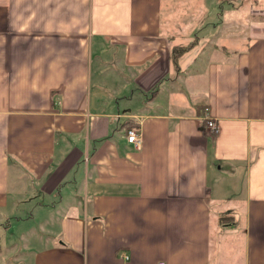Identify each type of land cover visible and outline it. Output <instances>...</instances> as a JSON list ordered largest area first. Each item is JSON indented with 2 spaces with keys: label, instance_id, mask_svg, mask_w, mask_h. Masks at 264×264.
Segmentation results:
<instances>
[{
  "label": "crops",
  "instance_id": "1",
  "mask_svg": "<svg viewBox=\"0 0 264 264\" xmlns=\"http://www.w3.org/2000/svg\"><path fill=\"white\" fill-rule=\"evenodd\" d=\"M0 241V264H264V0H0Z\"/></svg>",
  "mask_w": 264,
  "mask_h": 264
},
{
  "label": "built area",
  "instance_id": "2",
  "mask_svg": "<svg viewBox=\"0 0 264 264\" xmlns=\"http://www.w3.org/2000/svg\"><path fill=\"white\" fill-rule=\"evenodd\" d=\"M119 118V115H117ZM206 127L205 130L207 131L208 135L214 134L217 131V124L215 121L207 119L205 121ZM123 133L125 135V139L128 144H130L135 150H141L143 147V136L141 133L140 128L137 125H132L129 127L123 128ZM125 259H128V256H124ZM163 264V263H160Z\"/></svg>",
  "mask_w": 264,
  "mask_h": 264
},
{
  "label": "trees",
  "instance_id": "3",
  "mask_svg": "<svg viewBox=\"0 0 264 264\" xmlns=\"http://www.w3.org/2000/svg\"><path fill=\"white\" fill-rule=\"evenodd\" d=\"M189 47V45H185V46H181V47H179L177 50H175V58H176V56L179 54V53H182L184 50H186L187 48ZM122 125L124 126V127H129V126H132V125H135L133 122H131V121H125V122H123L122 123Z\"/></svg>",
  "mask_w": 264,
  "mask_h": 264
},
{
  "label": "rangeland",
  "instance_id": "4",
  "mask_svg": "<svg viewBox=\"0 0 264 264\" xmlns=\"http://www.w3.org/2000/svg\"><path fill=\"white\" fill-rule=\"evenodd\" d=\"M247 5H248V2H247V3H242V5H241V7H243L242 10H243V9L245 10L246 8L249 9L250 6H247ZM245 7H246V8H245ZM187 85H189V86H193L194 84H190V83L188 82ZM199 89H200V86L198 87V90H199ZM11 232H12V234H14V233H15V230L13 229ZM0 243H1V241H0Z\"/></svg>",
  "mask_w": 264,
  "mask_h": 264
}]
</instances>
